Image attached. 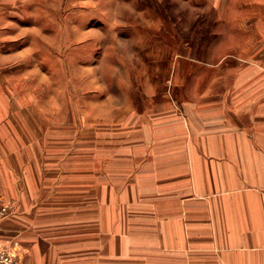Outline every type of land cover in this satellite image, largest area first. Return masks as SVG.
Instances as JSON below:
<instances>
[{
  "label": "crops",
  "instance_id": "0c3cea01",
  "mask_svg": "<svg viewBox=\"0 0 264 264\" xmlns=\"http://www.w3.org/2000/svg\"><path fill=\"white\" fill-rule=\"evenodd\" d=\"M201 1L213 35L161 90L84 108L11 99L0 72V247L22 264H264V0Z\"/></svg>",
  "mask_w": 264,
  "mask_h": 264
},
{
  "label": "rangeland",
  "instance_id": "374dc122",
  "mask_svg": "<svg viewBox=\"0 0 264 264\" xmlns=\"http://www.w3.org/2000/svg\"><path fill=\"white\" fill-rule=\"evenodd\" d=\"M204 5L201 0H32L0 17V58L27 52L9 66L0 62L1 81L14 100L58 98L84 108L88 100L121 95L112 89L117 84L138 88L151 78L161 90L174 63L183 66L184 43L191 42L197 56L204 53L216 20Z\"/></svg>",
  "mask_w": 264,
  "mask_h": 264
},
{
  "label": "built area",
  "instance_id": "2783aa9c",
  "mask_svg": "<svg viewBox=\"0 0 264 264\" xmlns=\"http://www.w3.org/2000/svg\"><path fill=\"white\" fill-rule=\"evenodd\" d=\"M13 212V205L0 203V222L10 217ZM0 264H22V258L14 248L0 247Z\"/></svg>",
  "mask_w": 264,
  "mask_h": 264
}]
</instances>
